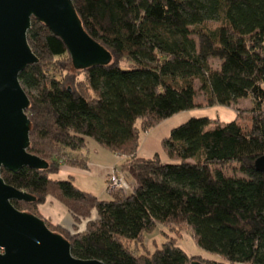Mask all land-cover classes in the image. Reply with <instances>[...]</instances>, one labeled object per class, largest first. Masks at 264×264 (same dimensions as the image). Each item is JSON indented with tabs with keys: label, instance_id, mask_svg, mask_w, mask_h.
I'll use <instances>...</instances> for the list:
<instances>
[{
	"label": "trees",
	"instance_id": "obj_1",
	"mask_svg": "<svg viewBox=\"0 0 264 264\" xmlns=\"http://www.w3.org/2000/svg\"><path fill=\"white\" fill-rule=\"evenodd\" d=\"M72 3L111 60L70 72L61 39L31 19L26 39L38 60L20 73L19 81L29 99L28 152L47 167L15 173L1 169L8 185L36 198L12 201L14 207L21 211L22 204L33 207L55 196L82 229L50 225L69 235L71 253L81 259L188 264L190 257L175 242L166 240L149 255L128 245L157 225L183 223L198 247L220 258L201 263L264 264V172L253 165L264 154V0ZM62 56L67 61L60 62ZM209 58L218 59L219 66L212 68ZM196 82L208 106L248 98L251 125L190 117L162 139L170 162L158 154L136 156L138 124L143 132L195 108ZM87 139L128 156L120 168L132 178L129 192L100 199L71 177H51L63 160L87 168L85 158L70 155L85 149ZM230 163L240 175L220 168ZM93 210L96 217L89 219Z\"/></svg>",
	"mask_w": 264,
	"mask_h": 264
},
{
	"label": "water",
	"instance_id": "obj_2",
	"mask_svg": "<svg viewBox=\"0 0 264 264\" xmlns=\"http://www.w3.org/2000/svg\"><path fill=\"white\" fill-rule=\"evenodd\" d=\"M32 18L61 39L74 69L111 60L110 53L83 27L72 0H0V171L47 167L45 160L28 152L30 122L25 110L29 99L19 81L20 73L38 60L26 39ZM253 165L264 172V154ZM35 200L8 185L0 174V264H106L73 256L67 239L49 230L40 217L12 204Z\"/></svg>",
	"mask_w": 264,
	"mask_h": 264
},
{
	"label": "rangeland",
	"instance_id": "obj_3",
	"mask_svg": "<svg viewBox=\"0 0 264 264\" xmlns=\"http://www.w3.org/2000/svg\"><path fill=\"white\" fill-rule=\"evenodd\" d=\"M70 57V56H69ZM60 62L67 61L65 56ZM52 61V60H51ZM209 63L212 68H217L219 66V60L216 58H209ZM51 65V64H50ZM53 65H51V69L53 70ZM65 68L69 69L70 72H75L73 67L71 66V61L64 66ZM55 72L59 73L57 67ZM82 76V75H81ZM199 83L196 82L197 94H196V107L179 112L171 117H168L162 120L160 123L156 124L153 128L141 132L142 127L138 124V129L140 130L138 147L135 151L136 156L142 157H152L155 154H158L162 161L170 162L171 160L166 155L163 145L162 139L169 135L170 130L173 127H176L190 117H200V116H208L212 119L218 120L221 123L228 122L231 120H236L243 127H249L251 125V102L248 98H239L236 100L235 103L231 104L230 106H220V105H213L208 106L207 101L205 98L204 93L198 89ZM93 141L91 139H87V142ZM95 142L89 145V156L91 157L92 152H96L97 150H93V148L100 147L98 145L95 146ZM86 149V148H85ZM101 149V147H100ZM101 153L98 155L101 162L110 163L114 159H116L117 169L122 171L120 168L121 162L128 158L126 155H119L115 153H109L108 150L101 149ZM73 152V151H72ZM86 152V151H84ZM71 155V154H70ZM71 157H76L72 156ZM78 157V156H77ZM66 156H64V159ZM68 158V157H67ZM66 160L61 162L60 169L58 173L53 174L51 177L56 179H66L71 177V175L75 176V185L81 188L84 191L92 192L100 199H107L110 195L117 193L118 191L115 190L112 186V180L108 177V172L106 177H99V176H86L81 174H76L83 170V173L87 172V168L81 169L65 163ZM99 162V161H97ZM104 163H100L103 164ZM113 165V164H112ZM111 165V166H112ZM111 167L109 170H111ZM223 172L227 174H236L240 175L237 171V165L230 163L223 165L220 167ZM78 171H77V170ZM85 170V171H84ZM123 172V171H122ZM124 177L126 178V184L130 186L132 184V178L128 176L126 173L123 172ZM93 176V175H92ZM130 188L126 190L129 192ZM120 193V192H119ZM21 211L25 212H33L34 215L40 217L45 222L46 226L52 232L58 233L62 235L64 238L65 236H69L65 233L62 229L54 228L50 225L52 222H56L58 220H63L62 222L65 223V227L71 229L72 231H76V228L82 227L80 224L78 226H74V218L69 213L66 206L59 201L55 196L47 195L45 201L37 206H27L25 204L21 205ZM96 217V212L93 210L92 214L89 219H94ZM59 218V219H58ZM61 218V219H60ZM52 221V222H51ZM67 238V237H66ZM175 242L189 257L191 261H199L204 262L205 259L216 260L220 261V258L217 255L211 254L206 252L205 250L201 249L197 246L193 234L189 227H187L183 223H168L166 225H157L153 230L150 232H144L136 242H131L128 245L131 246L134 252L143 255H149L150 251H153L156 248H159L161 244L165 241Z\"/></svg>",
	"mask_w": 264,
	"mask_h": 264
},
{
	"label": "crops",
	"instance_id": "obj_4",
	"mask_svg": "<svg viewBox=\"0 0 264 264\" xmlns=\"http://www.w3.org/2000/svg\"><path fill=\"white\" fill-rule=\"evenodd\" d=\"M94 141H89V143L87 142V147L86 149H83V150H77V151H73V152H70V154L72 156H78V157H83L85 158V161H86V165H87V172L86 173H83V170L76 173V174H81V175H86V176H91V177H96V176H99V177H103L104 178L106 177V174L110 171L109 169L111 167H114L116 165H114L116 163V159H114L113 161H111L110 163H104V162H101L98 155L102 152L100 147H98V145H95L98 147V149L95 147L93 148V150H97L95 153L92 152L91 153V157L89 156V145L93 144ZM96 144V143H95ZM104 150V149H103ZM86 151V152H84ZM110 153V152H109ZM99 161V162H97ZM100 163H104L105 166H103V164H100ZM113 164V165H112ZM112 165V166H111ZM77 170V169H76ZM78 171V170H77ZM85 171V170H84ZM93 175V176H92ZM71 178L75 184V176L74 175H71ZM81 189V188H80ZM88 192V191H87ZM92 193V192H90ZM93 194V193H92ZM95 195V194H94ZM96 196V195H95ZM59 219V218H58ZM61 219V218H60ZM63 220H58L56 222H52V223H55V224H60L62 226H65V221L62 222Z\"/></svg>",
	"mask_w": 264,
	"mask_h": 264
},
{
	"label": "built area",
	"instance_id": "obj_5",
	"mask_svg": "<svg viewBox=\"0 0 264 264\" xmlns=\"http://www.w3.org/2000/svg\"><path fill=\"white\" fill-rule=\"evenodd\" d=\"M108 177L110 180H112V186L115 190L119 191V190H127V189H131V185L128 186V184H126V178L123 175L122 171H119L117 169L116 166H114L110 172L108 173Z\"/></svg>",
	"mask_w": 264,
	"mask_h": 264
}]
</instances>
